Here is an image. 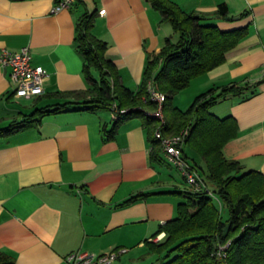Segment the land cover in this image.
Segmentation results:
<instances>
[{
	"label": "crops",
	"instance_id": "crops-1",
	"mask_svg": "<svg viewBox=\"0 0 264 264\" xmlns=\"http://www.w3.org/2000/svg\"><path fill=\"white\" fill-rule=\"evenodd\" d=\"M56 1L0 0V54L29 48L33 65L48 75L41 96L16 98L10 70L0 67V130L30 120L22 131L0 136V253L12 257L14 264H67L71 253L127 249L118 264L145 262L151 255L147 241L164 239L165 233L155 235L184 202L165 192L184 191L186 184L164 156L161 163L151 161L143 120L125 122L108 141L103 128L112 127V111H77L74 106L42 118L32 115L38 109L82 102L75 95L90 88L76 42V25L86 11H97L92 34L109 44L106 57L117 66L123 85L135 92L149 58L162 50L166 39L177 42V37L147 0H84L54 14ZM172 1L186 12L211 18L222 31L250 26L222 65L181 93L191 100L214 87L252 86L211 112L221 119L233 116L239 126L224 155L245 170L264 173V0ZM221 4L231 17H248L222 20L215 16ZM184 150L190 162L204 164L195 152ZM141 193L149 195L125 205ZM135 250L146 253L131 258Z\"/></svg>",
	"mask_w": 264,
	"mask_h": 264
},
{
	"label": "trees",
	"instance_id": "trees-1",
	"mask_svg": "<svg viewBox=\"0 0 264 264\" xmlns=\"http://www.w3.org/2000/svg\"><path fill=\"white\" fill-rule=\"evenodd\" d=\"M147 1L160 13L162 21L171 25L178 40L166 39L162 50L149 58L140 89L135 92L123 85L117 66L106 57L109 44L92 34L97 11H86L76 25V42L84 58L83 73L90 88L75 95L82 102L38 109L32 116L59 114L74 106L79 107L77 111H112L115 115L112 127L103 128L108 141L114 139L122 124L140 118L148 132L150 159L161 163L163 149L155 137L160 121L151 116L158 104L148 94V82L153 79L166 97L162 133L171 137L189 128L183 146L184 159L199 172L205 185L197 191L185 182L186 190L165 192L184 202L178 204L176 217L161 225L155 235L165 233L164 239L155 243L147 241L148 253L160 257L157 264H264V173L245 170L239 161L224 155V147L238 136L239 126L233 116L221 119L211 112L219 102L241 97L253 87L237 83L214 87L196 96L185 111L175 105L176 97L194 79L226 61V53L248 35L250 26L222 31L211 18L186 12L172 0ZM215 16L233 22L247 18L248 14L231 17L228 7L221 4ZM24 123L11 124L0 130V136L9 137L22 131L30 120ZM185 148L203 160L211 187L202 169L189 161ZM148 195H135L125 205ZM215 197L227 210L228 218L222 217L214 203ZM0 264H14V259L0 253Z\"/></svg>",
	"mask_w": 264,
	"mask_h": 264
},
{
	"label": "built area",
	"instance_id": "built-area-1",
	"mask_svg": "<svg viewBox=\"0 0 264 264\" xmlns=\"http://www.w3.org/2000/svg\"><path fill=\"white\" fill-rule=\"evenodd\" d=\"M82 1L84 0H57L52 13L57 14L63 10H69ZM99 14L102 16L105 11L101 10ZM0 67L10 70L11 79L16 84L14 92L16 98L36 99L43 94L44 83L48 75L43 67L33 65L29 48H23L17 52L4 50L0 54ZM148 94L150 100L158 104L157 111L151 113V116L160 121V126L155 131V137L162 145L164 158L181 172L188 186L197 191L201 190L205 184L199 172L187 163L183 154V146L189 135V128L177 136H164L161 126L165 125L162 107L166 97L158 90L153 80L148 82ZM127 252V249H117L100 255L75 252L66 257V262L67 264H115Z\"/></svg>",
	"mask_w": 264,
	"mask_h": 264
},
{
	"label": "rangeland",
	"instance_id": "rangeland-1",
	"mask_svg": "<svg viewBox=\"0 0 264 264\" xmlns=\"http://www.w3.org/2000/svg\"><path fill=\"white\" fill-rule=\"evenodd\" d=\"M176 35V34H175ZM176 37H177V40H178V36L176 35ZM176 38H174L173 40H175ZM176 40V41H177ZM186 93V92H185ZM185 93H179V95L176 97V99H175V105L177 106V107H179L180 109H182V110H187L189 107H190V105L192 104V102H193V100L194 99H188L185 95ZM186 129H188V128H185V129H183V130H186ZM182 130V131H183ZM182 131L178 134V135H180V134H182ZM175 136H177V135H175ZM199 157V156H198ZM200 158V157H199ZM200 168L202 169V171H203V173L205 174V176H204V179H205V181H206V183L210 186V182H209V180H208V178H207V176H206V174H207V170H206V167H205V165L204 164H201L200 165ZM211 187V186H210ZM214 203L216 204V206L221 210V212H222V217H224V219H226V218H228L229 217V214H228V212H227V210L226 209H224V208H222L223 206L220 204V201L217 199V197H215V199H214ZM222 206V207H221ZM222 208V209H221ZM154 243V242H153ZM144 252L146 253V251H140V250H135V251H133V254H131L130 255V257L132 258V257H135V258H138L139 256H140V254L141 255H143L144 254ZM129 255V254H128ZM127 257H129V256H127ZM148 257V259H146V261L145 262H141V261H139V260H136L135 261V264H157V262H158V260L160 259V257L158 256V255H155V254H151L150 256H147ZM127 260H128V258H127ZM129 261V260H128ZM115 264H118V261L115 263Z\"/></svg>",
	"mask_w": 264,
	"mask_h": 264
}]
</instances>
